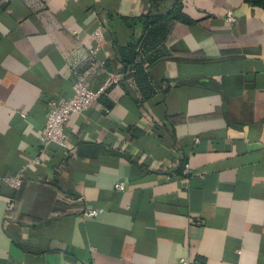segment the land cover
<instances>
[{"label":"crops","instance_id":"obj_1","mask_svg":"<svg viewBox=\"0 0 264 264\" xmlns=\"http://www.w3.org/2000/svg\"><path fill=\"white\" fill-rule=\"evenodd\" d=\"M178 3L145 94V0H0V264H264V11ZM77 81L104 90L42 145Z\"/></svg>","mask_w":264,"mask_h":264},{"label":"built area","instance_id":"obj_2","mask_svg":"<svg viewBox=\"0 0 264 264\" xmlns=\"http://www.w3.org/2000/svg\"><path fill=\"white\" fill-rule=\"evenodd\" d=\"M225 21L228 24L234 23L235 19L231 12H228L225 16ZM91 41L96 45L100 44L103 39V31L101 28L96 29L90 35ZM98 50V47L92 49V52ZM111 81L117 82L116 77L111 78ZM104 89L99 91H91L81 81H77L72 88L73 94L69 99H61L58 101H52L48 105L45 125L39 134V142L42 145H57L58 147L65 149L67 147V134L65 127L70 121L73 115L82 114L90 109L98 100ZM38 163L35 161V164ZM188 173V166L185 165L183 174ZM8 185L14 189H17L21 185V181L18 178H11L8 180ZM125 184L123 182L116 183L114 189L116 191H123ZM100 211L90 210L85 212V216L89 218L96 217ZM179 264H189L188 261L181 259Z\"/></svg>","mask_w":264,"mask_h":264},{"label":"trees","instance_id":"obj_3","mask_svg":"<svg viewBox=\"0 0 264 264\" xmlns=\"http://www.w3.org/2000/svg\"><path fill=\"white\" fill-rule=\"evenodd\" d=\"M148 3L147 11L136 19V24L139 25L143 32V38L138 51L134 47L123 49V53L128 57L123 62L132 66L133 76L140 86H143V92L147 89V75L142 67V55L154 50L159 44L165 41L169 33L172 23L181 19L179 13L178 0L169 13L163 14V8L168 1L171 0H145ZM249 5L264 11V0H245Z\"/></svg>","mask_w":264,"mask_h":264}]
</instances>
